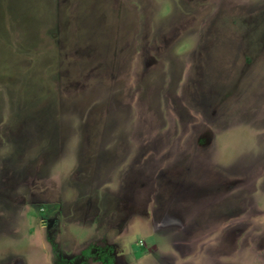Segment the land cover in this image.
Returning a JSON list of instances; mask_svg holds the SVG:
<instances>
[{"label":"rangeland","instance_id":"374dc122","mask_svg":"<svg viewBox=\"0 0 264 264\" xmlns=\"http://www.w3.org/2000/svg\"><path fill=\"white\" fill-rule=\"evenodd\" d=\"M110 259L264 264V0H0V264Z\"/></svg>","mask_w":264,"mask_h":264},{"label":"crops","instance_id":"0c3cea01","mask_svg":"<svg viewBox=\"0 0 264 264\" xmlns=\"http://www.w3.org/2000/svg\"><path fill=\"white\" fill-rule=\"evenodd\" d=\"M205 242L207 243V241L205 240L204 242H201V245H200L202 247V248L200 247V251H199L201 255H202V253H207V250L203 249V245H204Z\"/></svg>","mask_w":264,"mask_h":264},{"label":"trees","instance_id":"16d2710c","mask_svg":"<svg viewBox=\"0 0 264 264\" xmlns=\"http://www.w3.org/2000/svg\"><path fill=\"white\" fill-rule=\"evenodd\" d=\"M108 262H109L110 264H114V262H113L112 259L108 260L107 263H108Z\"/></svg>","mask_w":264,"mask_h":264}]
</instances>
